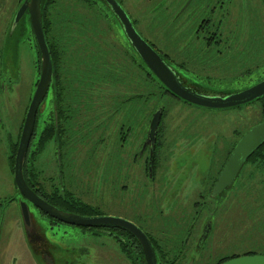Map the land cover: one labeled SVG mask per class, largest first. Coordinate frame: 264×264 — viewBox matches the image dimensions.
<instances>
[{
    "label": "rangeland",
    "instance_id": "obj_1",
    "mask_svg": "<svg viewBox=\"0 0 264 264\" xmlns=\"http://www.w3.org/2000/svg\"><path fill=\"white\" fill-rule=\"evenodd\" d=\"M76 1L77 0H70L68 6L69 10L67 11L70 15L75 9L83 5L81 3L78 7L71 5ZM95 1L94 6L99 14L100 12L109 14L111 10L108 9L102 0ZM182 1L184 0H119L121 5L134 19V24L145 38L153 42L161 51L172 55L175 60L180 57L186 58V63H184L183 66L176 64L181 68L180 72L184 76H195L202 80L203 82H201V84L203 87L215 90L217 88L228 87V80L236 81L240 79L242 83L247 80L256 79L260 75L259 70L261 72L264 70V64L259 66L258 70L254 69L251 71L249 75L245 74L239 77V72L242 69L241 65H230L225 71L219 70V67L224 66L225 62L217 63L218 68H216V66H211L212 63L206 60V58L209 57L208 54L217 51L200 52L201 50H199L194 56H187L186 52L183 53V47H185L188 42L183 39L187 36L185 31L195 26V22L187 25L185 19L189 18L194 8L199 6L196 4H202L203 1L192 0V4L188 9L178 15L177 19H173L174 17L172 15L179 8V2ZM240 2L241 0H238V2L235 3V8L233 10L230 8V14L222 21V29L224 31L232 29L233 16L235 21L236 14L238 15V20L244 14L240 10ZM15 4L17 5V0H0V84L1 82L9 83L7 67L10 63V59L9 53L6 50L7 43H14L19 37L18 51L23 52L21 61V82L22 86L29 88L31 83L30 79L34 76L32 57L28 59L29 53H27L31 50L28 44V33L31 23L29 14L26 13L13 28V11L15 9ZM224 9H226V7ZM98 13L90 12V14H88V12L85 11L83 17L80 14L79 18H75L79 24L74 25V27L81 29L79 33L87 31L94 40V44L86 46L87 37L84 35L78 36L76 38L78 46L74 47L76 52L88 53V55L92 56V50L90 49L92 47L95 51H103L105 53L104 63H96V66L90 63L87 65L79 63L81 64L79 65L80 68L87 67L93 70L96 68L95 79L89 78L85 83L91 85L93 82L94 86H96L95 90L99 89V95H97V92L93 95L94 89L90 90L93 96L92 102L88 100L83 101L81 111L84 114L81 118H87L81 119L78 124V129H73L72 132V137L76 142L73 144L71 141V144L78 147V170L81 176H87L90 173L89 171L88 174H81L82 169L80 165L84 167L87 162H89L88 150L92 149L93 146H97L94 152L95 161L99 160L100 163V165L96 164V172L101 175L103 174V162L106 161V154H108L109 148L107 145V138L105 141H100V139H105V133L110 127L112 130L118 126L122 119L126 118L125 125L144 128L147 126L148 119L151 118L153 113L152 112L151 115L149 113L151 112V105L149 106L150 109L145 108L142 97L137 95L138 88L140 87L138 80L134 78V74L133 77L128 75V70L138 68L136 61L138 63L140 58L137 53L129 49L131 48L129 41L118 24L119 22L117 24H110L113 30L115 29L113 33L105 28L107 23L96 16ZM24 29H26V31H23ZM230 33H232V31ZM9 37L10 39L8 42ZM84 38H86V40ZM202 41L203 40L200 39L195 40L194 38L188 46L192 45L194 42H196L198 46ZM215 46L217 45L215 44ZM126 49L133 55V59H130L129 56L124 53ZM128 58L130 59V63L128 62ZM94 62H96V60H94ZM262 75H264V72ZM216 77L221 78V82H217L215 80ZM187 79L193 82L192 78L189 77ZM29 94V91H25L15 98L9 90L0 93V264L41 263L40 259H38L31 250L25 237L26 230L20 207V201L24 197L14 186L13 173L9 164V143L17 136L19 122L25 114L24 109ZM45 97V106H48L50 91ZM163 101L164 102H160L162 104L165 103L163 125L167 127L178 125V127H185L188 129H190L191 126V130L197 135L195 139H197L198 136L204 138L208 134H212V147L214 148L216 144L215 146H219L220 148V152H214L213 154V158L218 157V160L224 157L223 153L227 149L228 142L232 141L236 130L241 133L247 130L248 127L250 128L256 123L264 120V100L262 102L256 99L242 105L224 108H207L190 104L185 105L184 102L181 103L177 101L173 95L167 93L164 95ZM182 124H185V126ZM92 125L96 128L95 135ZM86 133L91 134L89 139H87L88 134ZM81 134H86L87 136L83 137ZM107 134L108 133H106V135ZM96 140L100 141L98 142L99 144L96 143ZM135 141L136 137H133L126 147L125 155H132L133 151H136ZM114 150L113 147L110 159L120 157L119 147L117 154H115ZM49 153L48 149H44L40 153L37 162L40 163L41 159L45 158L43 162V164H45L49 158ZM194 155L195 157H200L201 153L200 151L197 154L195 152L192 157H194ZM83 160H85V162L82 163ZM37 166L40 167V164H37ZM184 177L185 176L179 173L180 180H183ZM174 178L177 179L175 174L172 179ZM175 179L173 180L174 183H176ZM38 180L41 183L45 182L43 171L39 172ZM192 185L197 187L194 175L190 177L187 188L190 189ZM201 191L205 190L201 189ZM184 192L185 188L181 190L182 194H184ZM229 192L224 196V205H222L220 209H217L214 219L219 223H223L221 226H227L232 234L233 240L239 241L240 246L249 245L253 237L256 238L251 230L254 225L257 226L260 223L264 231V209H261V214L263 216L260 218L258 215L254 216L253 206L250 204L245 205L239 209L236 222L235 220L232 222L230 218L232 216L230 214L235 213V207L231 196L226 199L230 194ZM196 193L197 190L195 189L192 194L196 196ZM10 196H13V199L7 200ZM102 196H104L103 191L96 197L97 200H102ZM161 197L163 198V196ZM168 198L169 196L164 197V203L160 200V206H157L158 210L161 211L165 205L171 204V202H168ZM192 199L193 197L182 198L179 201V205L176 206L182 209L186 207L184 210L185 218L187 216L190 217L194 211ZM195 199L209 202L210 204L214 203V198L209 199V194H207L206 191L203 197H196ZM31 210L43 227L47 239L52 243L54 242L56 245V248L51 251L53 253L52 264H112L105 252L106 239L103 234L99 236L90 235L87 230L78 231V227L64 224L50 229L47 222L38 214L36 208H31ZM204 214L205 210L202 211V215ZM169 217L171 216H160L164 223L172 222V219ZM144 223L145 221L143 219L141 224L144 225ZM185 224L188 226V222ZM199 224L200 221L194 226V229L197 231L199 229ZM165 231L172 232L168 229ZM197 231L191 235L189 244L195 241ZM183 236L184 233L179 235V237ZM49 240L45 243L47 248L51 246ZM234 241L232 242L229 239L227 243H222L219 253L225 252L226 248L231 249L233 245L236 244ZM231 242L232 244H230ZM41 246L43 245L41 244ZM257 250L264 252V243ZM210 251H214V248L208 249V252ZM194 252L204 254L201 248H195Z\"/></svg>",
    "mask_w": 264,
    "mask_h": 264
},
{
    "label": "flooded vegetation",
    "instance_id": "obj_2",
    "mask_svg": "<svg viewBox=\"0 0 264 264\" xmlns=\"http://www.w3.org/2000/svg\"><path fill=\"white\" fill-rule=\"evenodd\" d=\"M191 1L184 0L179 2V8L172 15L174 17L173 19H177V13L180 15L185 12L192 4ZM202 1V4H196L199 6L194 8L192 15L185 19L187 25L195 22V26L192 29L185 31L187 36H191L195 40L203 39L207 42H213V40L215 42L221 37L226 38L231 36L230 41L235 46H216L209 48L207 50L210 52L212 50L217 52H212L211 54L214 55H210L206 60H209L212 63L211 66H216V68H218L217 63L225 62L224 66L219 67V70L222 71H225L230 65H240L239 63H242V60L239 61V57L242 49L238 45V31L234 30V26H232V33H230L231 31L229 33L222 31V21L230 14L231 9L233 10L235 8V3L238 0ZM225 7L226 9H224ZM224 13L225 15L223 16ZM129 16L134 24V19L130 14ZM237 20L238 15L236 14V19L235 21L233 20V23L237 22ZM134 26L136 27L135 24ZM136 29L140 32L137 27ZM150 43L152 44V42ZM187 50L196 53L201 49L189 48ZM220 79L218 77L215 78L217 82H221ZM138 81L141 82V77ZM228 82V87L217 89H236L241 85L240 79L236 81L228 80ZM172 95L177 101L184 102L185 105H195L179 98L173 93ZM259 100L263 101L264 96ZM162 117L163 112L156 129L154 143L152 145L146 143L144 147L143 144L147 136L151 118L144 128L125 125L126 118L122 119L118 126L112 130L110 127L106 132L108 134L106 135L105 133V139L103 140L105 141L107 138L109 149L108 154H106V161L103 162L104 169L102 175L96 172V164L100 165V163L99 160L95 161L94 146L88 152L89 162L84 167L80 165L82 169L81 174H88L89 171L90 173L87 176H81L78 170V147L72 145L71 148H68L70 144H64L63 139L61 140L62 142L52 139L44 147V149H48V152H50L46 163L43 164L45 158H42L40 163L36 162L34 164L29 160L26 170H24L25 179L40 197L57 207L85 215L104 214L106 211L105 214L121 217L140 227L152 244L156 264H219L236 256L264 254L263 251L257 250L264 242L257 243L252 241L249 245L240 246L239 241L233 240L231 232L226 233L224 231V228L227 226H221L223 223H219L214 219L217 209H220L224 205V196L227 192L230 191V194L226 199L229 196L239 195L240 190L245 193H250L253 196L259 193V183L252 176L262 173L257 171L256 167L260 163V159L264 153V143L248 157L228 187L217 194H212V188L224 163L236 142L246 130L241 133L238 130L234 132L232 141L228 142L227 149L223 153L224 157L218 160V157L213 158V154L214 152H220V148L219 146H215L216 144L214 148L212 147V134H208L204 138L198 136L195 139L197 135L193 133L191 126L190 129L178 127V125L169 127L161 126V121L163 123ZM182 125L185 126V124ZM92 128L94 132L96 128L93 125ZM133 137H136L135 144L137 149L135 152L133 151L132 155H125L126 147ZM31 141L32 136L27 153L35 146ZM113 147L115 154H117L119 147V158L110 159ZM199 151L201 153L200 157H195V155L192 157L195 152L197 154ZM37 164H40V167ZM33 166L36 167L35 170L32 168ZM38 170L44 173V183L38 180ZM34 171H36L35 174H33ZM179 173L185 176L183 180L179 179ZM174 174L177 178H174L176 183L172 179ZM193 175L197 187L192 185L188 189L189 179ZM14 186L16 188L15 181ZM183 188H185L184 194L181 193ZM195 189L197 190L196 196L192 194ZM201 189L209 194V199L214 198L213 204L195 199L196 197H203L205 195V191H201ZM101 191H103L104 196H102V200H97L96 197ZM165 196H169L168 202H171V204L162 206L163 209L160 211L157 206H160V200L164 203ZM262 196H264V185L262 187ZM188 197H193L194 211L190 217L187 216L185 218L184 210L186 207L182 209L176 206L179 205V201L182 198L185 199ZM75 198L87 204L88 208L86 209L97 207L100 212L86 214L80 212L81 210L79 212L75 211L76 208L71 205V202ZM27 203L31 208H36L38 214L47 222L50 229L64 224L78 227V231L87 230L90 235L99 236L103 234L106 239L105 252L110 263L146 264L145 255L138 238L125 226L112 222H107L99 226L73 225L47 215L31 204L30 201H27ZM203 210H205L204 215H202ZM257 213L260 217L261 208H258ZM237 214L238 211L236 209L235 213L231 214L232 217H230L232 222L234 220L236 222ZM168 215L172 217H169L172 219V222L164 223L160 216L168 217ZM142 218L145 221L144 225L141 224ZM32 221L36 230L30 232V248L34 249L39 256L51 261L50 264H52L50 250H54L56 245L48 239L51 246L47 248L44 241L37 238L36 231L40 232L42 236L45 234V231L34 216V213L32 215ZM198 221H200V224L197 231L194 229V226ZM186 222H188V226H186ZM233 226L235 227L234 224ZM166 228L172 232H166ZM195 231H197V237L193 243L189 244V239ZM182 233H184V236L179 237ZM229 239L236 244L231 249L226 248L225 252L219 253L222 243H227ZM195 248H201L204 254L194 252ZM210 248H214V251L208 252Z\"/></svg>",
    "mask_w": 264,
    "mask_h": 264
},
{
    "label": "trees",
    "instance_id": "obj_3",
    "mask_svg": "<svg viewBox=\"0 0 264 264\" xmlns=\"http://www.w3.org/2000/svg\"><path fill=\"white\" fill-rule=\"evenodd\" d=\"M21 1L22 0H17V5L15 4L14 11L16 10L17 6L20 4ZM94 1L95 0H77L75 3L71 5H75L77 7L79 6L80 3L83 5L75 9V11L72 12V14L70 15L67 12L69 10L68 6L70 4V0H41L42 25L48 43V47L51 53L53 76L49 87L50 98L48 101V106H45L46 105L45 104L46 97H45L41 103L40 110H38L36 114V120L34 124V130L31 141V143H34L35 146L31 149V151H28L27 153V156L23 164V172L24 170H26L29 160L30 162H32V164L37 162L38 158L40 157V153L44 150L45 145L48 142H51L52 139H54V141L56 140L59 142H62L61 140L63 139L64 144H70L68 148L72 147L71 141L72 143L76 142V140H74L72 137L73 129L74 130L78 129V124L80 123L81 119L87 118V117L81 118L84 114L81 111L83 101L88 100L92 102L93 96L90 93L91 89H94L93 95H95L96 92L97 95H99V89L95 90L96 86H94L93 82L91 85L85 83L87 82L86 80L89 78L93 80L95 79L96 68L94 70L88 69L87 67L80 68L79 65L81 64L87 65L88 63H90L91 65L93 64V66H96V63H104L105 53L103 51H97V50L95 51L91 47L90 48L92 50L91 55L94 57L93 58L92 56L88 55V53L76 52L74 50V47L78 46L76 38L78 36L80 37L81 35L87 37V40L86 38H84L86 40V44H85L86 46L94 44L93 37H91L87 31H85L86 33L85 32L79 33L81 29L74 27L75 24H79L75 18H79L80 14L83 17L85 15V11L88 12V14H90V12L98 13V10L94 6ZM240 10L244 14L238 20V28H237V22H234L232 24V26H234V30L238 31V37H239L238 45L242 49L239 57V61L242 60V63H239L242 67V69L239 72V77L245 74L249 75L251 71H253L254 69L258 70V67L264 64V0H241ZM109 14L105 12H100V14L98 13L96 16H98L107 23L105 27L107 30L113 32L115 29L113 30V27L110 24L111 23L117 24L119 21L115 17L112 11H110ZM224 15L225 13L223 14V16ZM118 24L120 25V23ZM222 31L224 33H229V31H232V29L227 31H224L222 29ZM28 34H29L28 44L31 48V50L27 52L29 53L28 59L32 57L33 68H34L33 70L34 76L31 77L30 79L32 85L30 83L29 88L22 86L21 61L23 58L22 57L23 52L18 51L19 37L16 39L13 45V50H15V54L17 55L16 56L17 62H15L14 65L8 64L7 67L9 83L1 82L0 84V93L7 92V90H9L10 92H12V95L15 96V98L16 96H19L21 93L25 91L30 92L28 101L25 105L24 113L26 112V109L28 107L29 101L33 94L40 72V52L33 35L31 25ZM183 39L188 41L187 45L183 47L185 49L183 53L186 52L187 56L195 55V53L187 50L189 48H193V49L200 48L201 49L200 52H210L207 49L216 47L215 44L219 47L235 46V44H232V42L230 41L231 36L226 38L221 37L215 42L214 40L213 42L210 41L207 42L202 39L203 41L198 46L196 43H193L192 45L188 46L193 40L191 36L189 37L186 36ZM221 42L223 43L221 44ZM152 45L155 47L156 50L160 52V54L167 60L168 63L173 65L179 71L181 68H179L177 65L183 66V64L186 63L185 57L184 58L180 57L177 60H175L172 55L161 51L153 42ZM129 49L133 51L132 47ZM9 52L11 51L9 50L8 53ZM124 53L127 54L130 59H133V55L129 53L128 49H126ZM196 53H198V51ZM210 55H214V54L211 53L208 54V56ZM129 58H128V62L130 63ZM94 60H96V62H94ZM136 64L138 68L128 70V75L130 77H133L134 74V78H136L137 80H139L141 77V82L138 81L140 87L138 88L137 95L142 97L143 102L145 103V108L150 109L149 106L151 105V112H149L151 115L154 108L156 107V104L160 102H164L163 101L164 95L167 93L172 95V93H170L161 84V82L157 80V78L152 74V72L147 68V66L142 61L138 60V63L136 61ZM263 72L264 70L262 72L259 70L260 75L256 79L244 81L238 87L247 86L252 82L258 80L263 76L262 75ZM186 77L187 78L190 77L193 80L197 79L196 81H198L199 83L203 82L202 80L196 78L195 76L193 77L186 76ZM49 91H47V94L49 93ZM163 110L165 111V103ZM164 111H163V117L165 113ZM24 115L22 120H20L19 122L16 139L12 140L9 145V153H10L9 164L11 170L13 166L12 162L14 160L16 147L18 144V136L20 134V130L22 127ZM160 125L161 126L163 125L162 121ZM95 133L96 130L94 131V135ZM86 134H88L87 139H89L91 134L90 133H86ZM86 134H81V135L85 137L87 136ZM100 141H103V138H101ZM100 141L96 140V143ZM96 148L97 146L93 147V149L95 150ZM32 168L34 170L36 169L35 166H33ZM256 170L262 172L261 174L252 176V178L259 183L260 186L259 193L253 196L250 193H245L242 190H240L239 195L232 197L235 210L236 209L238 210L237 217L239 215V209L248 204L253 206L254 208L253 210H255L253 212L254 216H257L258 208L264 209V196H262V187L264 185V153L260 159V163L256 167ZM35 173L36 171L33 172V174ZM9 199H13V196H10L7 200ZM71 205L74 208H76L75 211L79 212L81 210L80 212H84L86 214H93L100 212L97 207L86 209L88 208V205L84 204L77 198L73 199ZM262 216L263 215L261 214L260 218ZM251 230L254 236L256 237V238L253 237L252 241H255L257 243H263L264 242L263 226H261V224L259 223L257 226L254 225L251 228ZM224 231L226 233L230 232V230L227 227L224 228ZM25 237L27 240L26 235ZM40 264H42V262Z\"/></svg>",
    "mask_w": 264,
    "mask_h": 264
},
{
    "label": "water",
    "instance_id": "obj_4",
    "mask_svg": "<svg viewBox=\"0 0 264 264\" xmlns=\"http://www.w3.org/2000/svg\"><path fill=\"white\" fill-rule=\"evenodd\" d=\"M102 1L118 19L133 51L137 53L140 60L170 93L189 103L207 108H224L242 105L256 99L259 100L264 96V75L252 84L236 89L210 90L203 87L201 82L199 83L196 80H193V82L188 81L187 77L168 63L160 52L136 29L129 14L119 0ZM13 13V28L26 13L29 14L32 32L40 52V72L25 112L13 161L15 185L18 192L24 197L20 201V207L22 219L25 224L27 242L31 247L29 239L30 232L36 230L32 221L33 212L27 203V201H30L31 204L47 215L65 223L78 226H99L107 222H112L123 225L138 238L145 255L146 264H156L152 244L140 227L118 216L108 214L85 215L62 209L40 197L27 183L23 172L24 159L33 134L37 111L40 110L41 103L51 84L53 67L51 53L42 25L41 0H22ZM23 31H26V29ZM9 39L10 37L8 38V42ZM13 45L14 43H7L6 48L7 51H11L9 52V59L12 65L17 62V55L15 54V50H13ZM163 109L164 105L162 103L156 105L149 122L143 147L146 143H150L151 145L154 143L156 129ZM262 143H264V120L246 130L236 142L212 188V194L221 192L232 183L245 161ZM36 234L39 240L44 241V244L48 241L46 234L42 236L38 231H36ZM32 251L40 259L42 264L51 263L46 258L39 256L34 249ZM50 253L52 256L51 260H53L51 250ZM219 264H264V254L236 256Z\"/></svg>",
    "mask_w": 264,
    "mask_h": 264
},
{
    "label": "crops",
    "instance_id": "obj_5",
    "mask_svg": "<svg viewBox=\"0 0 264 264\" xmlns=\"http://www.w3.org/2000/svg\"><path fill=\"white\" fill-rule=\"evenodd\" d=\"M106 251V250H105ZM106 255H107V253H106Z\"/></svg>",
    "mask_w": 264,
    "mask_h": 264
}]
</instances>
